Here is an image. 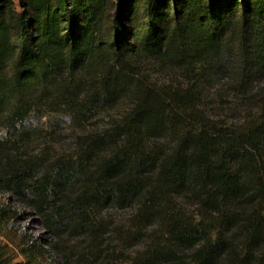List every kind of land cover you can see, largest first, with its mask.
<instances>
[{
    "label": "trees",
    "instance_id": "16d2710c",
    "mask_svg": "<svg viewBox=\"0 0 264 264\" xmlns=\"http://www.w3.org/2000/svg\"><path fill=\"white\" fill-rule=\"evenodd\" d=\"M0 194L71 264H264V0H0Z\"/></svg>",
    "mask_w": 264,
    "mask_h": 264
},
{
    "label": "rangeland",
    "instance_id": "374dc122",
    "mask_svg": "<svg viewBox=\"0 0 264 264\" xmlns=\"http://www.w3.org/2000/svg\"><path fill=\"white\" fill-rule=\"evenodd\" d=\"M154 78L163 80V77L155 76ZM253 86L256 87L255 89L262 88L261 82L254 83ZM228 99L231 107L236 108L233 110L242 114L240 101L233 97ZM226 114L233 116L229 111ZM56 121L58 123L54 122V126L50 129L53 132L50 141L53 147L52 153H61L71 146L73 133L65 119L57 118ZM42 144L43 141L38 139L31 143L28 150L38 152ZM0 209L6 212V219L0 224V264H71L74 262L73 247L83 246L82 238L75 241L58 240L45 227L42 218L27 207L18 204L9 194H0ZM127 213L128 211L112 212L110 216L121 219L126 217Z\"/></svg>",
    "mask_w": 264,
    "mask_h": 264
}]
</instances>
